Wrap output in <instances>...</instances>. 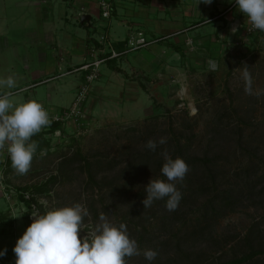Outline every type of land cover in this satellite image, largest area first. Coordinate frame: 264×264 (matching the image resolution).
<instances>
[{
  "label": "rangeland",
  "instance_id": "1",
  "mask_svg": "<svg viewBox=\"0 0 264 264\" xmlns=\"http://www.w3.org/2000/svg\"><path fill=\"white\" fill-rule=\"evenodd\" d=\"M149 1L142 4L143 0H112L113 12L116 9L118 17L129 15L127 10L149 9V18L146 13L144 17L137 13L127 16L140 25H125L123 31V35L131 30L137 36V30L143 29L147 43L116 57L124 73L116 71L109 86H104L109 61L101 63L99 77L90 83L83 124L70 121L52 133L37 134L35 141L40 149L37 148L25 175L12 168L6 150L0 151V251L7 250L0 257V264H15L13 248L32 223L33 212L43 214L46 205L52 208L74 203L88 209L84 231L98 223L100 214L104 213L115 225L124 223L141 250L153 249L158 253L151 262L141 255L126 258L127 264H229V260L249 250L250 242L264 248V32L246 35L243 32L246 25L238 32L229 30L233 27L230 23L220 55L204 66L173 67L174 61L163 60V56L159 67L152 66L146 50L158 46V43L151 44L158 40L152 32L162 33L154 29L155 23L165 20L164 25L170 27L178 23L169 9L162 10ZM180 1L182 5L193 2ZM67 3L80 23L81 4L72 0ZM10 7L18 15V21L5 17L0 23L6 30V35L0 36V69L9 68L15 84L29 82L31 60L29 68L25 64L26 50L18 46L17 55L11 52L14 40L11 33L14 25L21 22L20 17L26 15V5L10 4ZM10 7H6L7 15H12ZM240 17L246 16L240 14ZM110 18L113 22L117 15L112 14ZM108 20L96 14L92 18L99 30L105 29ZM85 29L77 27V32ZM102 34L93 36L106 45L111 40L107 34L102 38ZM110 35L114 39L112 30ZM163 45L168 47L164 39ZM90 52L89 47L88 59L92 58ZM166 55L170 57L171 53L168 51ZM128 61L133 68H125ZM146 61L150 66L139 64ZM244 65L251 73L254 91H261V95L245 93L241 78ZM87 72L84 71L82 79L83 70L72 71L67 79L74 83L65 82L61 91L60 87L56 91L50 89L48 83L36 86V94L44 97V101H36L47 103V107L56 103L55 109L59 104L69 103L73 89L85 81ZM100 81H104L101 82L104 88L98 87ZM33 94L32 90L19 89L10 99L15 103L25 102L35 99ZM173 133L183 134L182 144L187 146L184 154L208 156L211 160L199 162L196 169L189 168L183 182L177 183L182 198L176 210L166 209L167 197L143 208L141 201L146 197L145 185L150 178L167 179L159 164L164 162L162 153L167 150L170 155L171 146L177 142L172 138ZM161 137L167 143L158 145L155 151L145 147L149 139L158 141ZM44 139H50L48 148H43ZM41 151L46 154L41 155ZM144 159L149 164L141 171L136 170L133 164L138 163L140 167ZM87 161L94 164L90 170L84 165ZM208 171L217 177V190L212 187ZM190 177L195 187L204 180L205 190H188ZM46 180L49 187L40 188ZM225 189L239 194L238 200L223 208L224 214L209 210L206 201L217 196L218 203L222 202ZM21 193L35 198L28 216V205L21 199ZM235 264H264V252Z\"/></svg>",
  "mask_w": 264,
  "mask_h": 264
},
{
  "label": "crops",
  "instance_id": "2",
  "mask_svg": "<svg viewBox=\"0 0 264 264\" xmlns=\"http://www.w3.org/2000/svg\"><path fill=\"white\" fill-rule=\"evenodd\" d=\"M179 1L180 0L149 1V3H153L162 10L168 11L169 9L178 23L175 27L164 25L165 20L155 23L154 29H160L162 33L157 35L152 32L151 35L156 36L158 40L151 44L154 45L158 43V46L146 50L150 55L148 60L153 61L152 66L159 67L158 63L161 62L160 57L163 56V60L174 61L172 62V64H174L173 67L183 68L186 66L187 68H200V66H204L208 61L220 55L221 50H223L226 45V43L223 45V40L228 37L230 23L236 27L235 31L238 32L241 31V27L245 28V25L248 23L247 17H240L242 13H240L236 6L235 0H212L211 4H204L200 2V0H193L192 3H185L184 5ZM72 2L81 4V12L79 13L80 23L86 28L82 32H77V27L82 26L77 21V15L74 16V12H70V6L67 0H0L1 24L2 21L5 20V17L13 19L12 22L15 20L18 21L16 18L18 15L12 13L13 7L11 8L10 4L20 6L23 3L26 5V10H24L26 15L23 14V16L20 17L19 21L21 22L14 25V32L12 31L11 33L12 36H14V40L11 43V52L17 55L19 50L18 46H22L27 53L25 55V64L29 68V62L31 60V70L28 73V76L31 77V81H21L15 84L13 88L0 87V95L6 93L14 95L19 89H23L24 91L32 90L35 100L42 101L44 97H41L40 94H36L37 89H35V87L46 83H48L50 89L53 88L55 89L54 91H56L57 87H60L61 91V88H63L61 85L65 82L74 83L67 79V76L72 73V71L83 70V79L86 69L81 68V66L88 60L87 53L89 47L90 51L93 47H103L105 51L100 53L101 56L108 55L107 53L110 54L109 51H111V48L122 50L125 47L127 37L132 33L130 32L131 30H129L127 35H123L124 26L132 24L140 25L138 22L135 23L131 21L127 16H133V14L137 13L140 17H144L146 13V16L149 18L151 13L149 9L144 11V8L140 7V11L127 10L126 14L130 13L131 15L122 14L121 16L120 14L118 17L119 14L116 9H114L113 14L117 15V19L112 22L111 16L105 17L109 18L108 22L106 21L108 24L105 26L104 30H99L97 28L98 26L92 22V18L94 14L97 16L102 15L99 3L100 0H72ZM143 3H145V0H143L142 4ZM7 5L10 7L8 10H11L13 16L7 15ZM185 5H189V8ZM34 11L37 14H35ZM180 19L183 24H179ZM184 20H189V22L187 23ZM139 27L140 26H138L137 29H140ZM232 28L233 27L229 30L232 31ZM111 30L115 35V37L113 36L114 39L111 38ZM104 32L111 40L110 42L108 41L106 45H103L105 43L101 44L99 42L100 40L93 36L96 33L98 37L101 33L105 34ZM243 32L245 33L244 30ZM80 33L81 35H79ZM1 35H6V30L4 31V29L0 27V36ZM163 39L166 40L168 47L163 45ZM1 50L4 51L3 49ZM168 51L171 53L170 57L166 55ZM89 55H91V52ZM13 56L17 60L19 59L18 56ZM116 57L106 60L109 61V64L105 75L107 79L104 86L112 83L110 80L115 77L114 74L116 71L122 72V74L124 73V69L118 64ZM149 61L139 64L150 66ZM124 65L125 68H133L129 61ZM8 71L9 68L0 69V79H4L5 75L13 76L8 73ZM125 74L126 76H130L126 71ZM18 75L19 73L17 74V79ZM127 78L130 79V77ZM101 82L104 81H100L98 87L104 88ZM80 83L73 89L71 101L66 104L62 103L57 105L60 106L57 109H55L56 103L49 107H47V103H39L48 112L49 116L54 115L71 104L77 89L81 85ZM122 84H125V81H122ZM50 91L47 93L49 97L52 96Z\"/></svg>",
  "mask_w": 264,
  "mask_h": 264
},
{
  "label": "clouds",
  "instance_id": "3",
  "mask_svg": "<svg viewBox=\"0 0 264 264\" xmlns=\"http://www.w3.org/2000/svg\"><path fill=\"white\" fill-rule=\"evenodd\" d=\"M211 4L212 0H200ZM240 13L247 17L252 29L264 32V0H235ZM236 27L233 26L232 31ZM240 68H237L239 70ZM244 91L248 95H261L254 91L251 73L247 65L241 72ZM0 87L13 88L12 76L0 79ZM11 93L0 95V151L6 150L12 168L25 175L31 168L33 156L38 144L32 137L42 128L50 125L48 112L35 99L15 103ZM167 139L158 141L149 139L146 148L155 151L158 145H164ZM41 151V155H45ZM164 163L161 172L163 179H152L145 185L146 197L141 201L143 208L151 207L155 200L167 197L165 207L174 211L179 206L182 194L177 183L183 182L189 167L180 157L173 159L165 150L162 153ZM41 214H31L32 223L18 238L13 252L15 264H127L126 258L143 257L151 262L158 253L153 249L141 250L136 239L131 238L124 223L119 226L112 223L108 216L101 213L99 222L84 231L88 209L81 203L71 206L48 208ZM82 230L84 234L81 236ZM0 251V257L6 254Z\"/></svg>",
  "mask_w": 264,
  "mask_h": 264
},
{
  "label": "trees",
  "instance_id": "4",
  "mask_svg": "<svg viewBox=\"0 0 264 264\" xmlns=\"http://www.w3.org/2000/svg\"><path fill=\"white\" fill-rule=\"evenodd\" d=\"M107 54H109V53H107ZM87 74V73H86ZM86 76V75H85ZM80 87V86H79ZM78 91H79V88H78ZM78 91H77V93H78ZM77 93L75 94V96H74V99H75V97H76V95H77ZM74 99L72 100V102L74 101ZM71 102V103H72ZM63 110V109H62ZM61 111V110H60ZM51 116H53V115H51ZM48 127V128H47ZM46 128H44V129H42L38 134L40 135V136H44V134H47V133H52V132H54V130H56V129H58V128H63V124H62V122L61 121H58V120H54L52 117H51V123H50V125L49 126H47ZM37 135V134H36ZM36 135H34L33 137H32V140L34 139V141H35V138L37 137ZM183 137V134L181 133V134H179V133H173V136H172V138H173V140H176L177 142H175V144H173L171 147H172V149L169 151V153H170V156L173 158V159H175L176 157H180V158H182L186 163H187V165H188V167L189 168H191L192 170L193 169H196L197 168V164L200 162V163H202V164H204V163H207V162H209L211 159L208 157V156H203V157H200V156H198V155H188V154H184V151H185V147L187 148V146H185V145H183L182 144V138ZM47 138V137H46ZM188 139H191V138H189L188 137ZM45 141H44V147L43 148H48V146H49V140L48 139H44ZM39 149H40V147H38ZM187 150V149H186ZM186 153H187V151H186ZM144 155V154H143ZM85 161H86V159H85V156H84V158H83ZM164 161V160H163ZM163 163L164 162H161L160 164H159V166H163ZM149 163H147L146 162V159H144L142 162H141V164H140V167H139V164L138 163H134L133 164V167L136 169V170H138V171H141L140 169H143V168H145L147 165H148ZM86 167H87V169H91V167L94 165L91 161H87V162H85V164H84ZM209 172V171H208ZM204 175L205 176H207V174H206V172L204 173ZM208 176H210V178H209V180H211V183H212V187H213V189L214 190H217L218 189V187H219V185L217 184V180H216V178L217 177H215L214 176V174H212L211 172H209V175ZM48 180H46V182L44 183V184H42V186L40 187V188H48L49 186H48V182H47ZM95 181V180H94ZM95 182H97V181H95ZM189 185H188V190H195L196 188H200V189H202V190H205V187L203 186V183H204V180H202L200 183H199V185H197L196 187H195V185L193 184L194 183V181L191 179V177L189 178ZM208 187H210V186H208ZM208 187H207V189H208ZM39 188V189H40ZM223 192H225V194H224V196H223V198H224V200H222V202H219L218 203V200H216L217 199V196H214V197H211L210 199H208L207 201H206V203L205 204H207V205H209L210 207L208 208L209 210H212V211H215V212H217L218 214H224L225 212H224V209H226V208H228V207H230V206H232L233 204H234V202L233 201H236V200H238V198H239V194L237 195V194H234V192H232V191H230L229 189H225ZM20 197H21V199L22 200H24L25 201V203L28 205V211L26 212V216H28L29 215V213H30V211H31V209H32V200L33 199H35L34 197H31V198H27V197H25L24 196V194L23 193H21L20 194ZM224 208V209H223ZM219 212H218V211ZM166 217V216H165ZM175 234H173V236H174ZM183 252V251H182ZM262 252H264V248L263 247H261V246H257V245H255V244H252L251 242H250V244H249V250L247 251V252H245L243 255H241V256H238V257H236V258H233L232 260H229L228 262H229V264L231 263V264H235V263H241V262H243V261H247V260H250V259H252L253 257H255L256 255H258V254H260V253H262Z\"/></svg>",
  "mask_w": 264,
  "mask_h": 264
},
{
  "label": "built area",
  "instance_id": "5",
  "mask_svg": "<svg viewBox=\"0 0 264 264\" xmlns=\"http://www.w3.org/2000/svg\"><path fill=\"white\" fill-rule=\"evenodd\" d=\"M100 8H101V13L104 17H109L113 14V3L112 0H100ZM246 35H250L252 33H259L262 31L252 29L251 24L247 23L246 25ZM133 34V33H132ZM130 34L129 37L126 39L125 47L122 50H116L114 48H111L110 54L101 56V52H104V48L100 47H93L91 49V55L92 58L87 60L84 65L81 66V68H84L88 70L86 76H85V81L81 83L79 87V91L74 99V101L64 108L63 110L57 112L53 116H49V119L51 120V117L54 120L61 121L63 124V127L67 126L70 124V121H73L74 123H82L85 121L87 112L85 108V103L86 100L89 96V91L91 89V82L99 77V67L101 63L105 62L108 58H113L116 56H119L128 50L132 48H138L140 46H143L147 43V38L144 36V32L142 30H139L136 35ZM106 33L102 34V38H106ZM127 46V47H126ZM46 128V127H44ZM42 128V129H44ZM19 195V194H16ZM26 197H30L29 194H26Z\"/></svg>",
  "mask_w": 264,
  "mask_h": 264
}]
</instances>
